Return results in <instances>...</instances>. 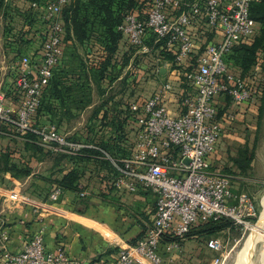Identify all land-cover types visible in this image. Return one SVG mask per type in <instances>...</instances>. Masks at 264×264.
I'll return each mask as SVG.
<instances>
[{"label": "built area", "instance_id": "2783aa9c", "mask_svg": "<svg viewBox=\"0 0 264 264\" xmlns=\"http://www.w3.org/2000/svg\"><path fill=\"white\" fill-rule=\"evenodd\" d=\"M71 1L30 3L43 20L44 39L34 61L25 54L15 61L11 89L18 96L16 107L5 102L6 93L0 88V135L33 132L34 142L53 151L76 154L87 144L58 132L54 124L33 125L53 68L63 57L65 29L61 14ZM255 1L259 0H153L145 18L127 13L118 25L122 39L130 46L145 52V41L151 36L154 44L170 55L166 59L170 64L190 67L189 74L184 75L188 74L191 86L179 96L181 110L177 115L168 112L160 91L129 104L136 123L133 147L118 159V173L112 182L128 191L149 188L154 193L153 219L134 244L120 247L104 264H137V258L150 264H179L175 254L194 225L220 216L246 224L255 216L253 200L245 191L232 188L231 176L214 165L211 157L222 128L217 97L226 95L237 103L258 101V78L244 77L227 60L235 46L249 44L259 32V24L250 16ZM196 26L205 33L218 32L219 40L207 42L199 51L201 46L193 33ZM3 63L0 58V78L8 69ZM165 87L170 85L165 83ZM58 191L56 188L53 194ZM164 234L175 239L161 245ZM1 237H7L6 231ZM206 246L214 251L209 264H224L220 238L209 237ZM68 262L62 248L45 250L40 231L18 251L2 253V264Z\"/></svg>", "mask_w": 264, "mask_h": 264}, {"label": "crops", "instance_id": "0c3cea01", "mask_svg": "<svg viewBox=\"0 0 264 264\" xmlns=\"http://www.w3.org/2000/svg\"><path fill=\"white\" fill-rule=\"evenodd\" d=\"M2 1L4 4L7 1L23 7L27 5V0ZM8 10L3 11L7 13ZM193 33L201 46L199 51L203 49L202 45L220 38L218 32L205 33L201 26L194 27ZM70 35L66 44L77 47L71 32ZM148 38L147 52L141 53L144 55L132 54L136 58H144L140 63L134 64L136 60L130 59L121 66L127 47L118 46L114 56L118 74L112 79L100 78L98 81L89 78L90 95L83 106L77 108L74 103L60 105L54 101L53 119L47 117L48 113L38 115L36 112L34 115L35 127L54 124L58 132L70 139L83 141L87 147L100 149L103 156L70 157L74 154L53 151L38 143L35 144L40 146V150L33 152L27 147L26 134L0 135V156L6 154L9 162L30 168L28 174L20 177L9 170H0V264L4 250L18 251L36 231L42 232L45 250L62 248L66 252L67 264H104L117 254L120 247L134 244L152 221L154 193L149 188L128 191L112 182L118 173V159L128 155L133 147L136 123L129 104L160 91L168 112L177 115L181 110L179 96L190 88L191 82L182 78L187 65L170 64L165 59L158 65L155 63L152 51L158 50L153 49L156 44ZM14 39V36L9 37V40ZM4 44L8 48L7 42ZM86 51L89 53V47ZM85 58L82 57V61L88 70ZM12 79L0 78V88L6 93L5 102L16 107L18 96L11 89ZM143 81L146 84L140 88ZM165 83L170 87L166 88ZM216 101L222 128L234 114L246 116L253 113L258 102L237 103L226 95H219ZM101 143L117 148L119 156L113 157L100 146ZM245 144L248 142L239 144L238 148ZM211 157L214 165L219 167L222 164L216 148ZM31 159L36 160L34 165ZM71 169L78 172L75 189L56 181ZM56 188L59 191L54 195ZM3 230L7 233L5 239L1 237ZM175 256L179 261L178 253ZM188 256H193V253L188 251ZM137 264L150 263L137 258Z\"/></svg>", "mask_w": 264, "mask_h": 264}, {"label": "rangeland", "instance_id": "374dc122", "mask_svg": "<svg viewBox=\"0 0 264 264\" xmlns=\"http://www.w3.org/2000/svg\"><path fill=\"white\" fill-rule=\"evenodd\" d=\"M21 1L22 0H20V2ZM41 1L43 3L46 0H40V2ZM26 2L27 5L24 7L13 3L10 4L7 1H5V4L4 2L1 3L2 6H0V58H3V64L8 67L5 78H13L16 68L15 61H17L19 56L24 54L29 55L32 61H34L33 59L37 56V52L41 48L44 39L42 34L44 30L43 20L38 16V10L36 11L30 5L31 2L37 1L27 0ZM152 2L153 0H136V6L125 11L124 16L127 13L132 12L138 14L140 18H145ZM5 9H9L7 13L6 11H3ZM257 35L251 39L249 44L240 45H251ZM10 36H14L17 40H21L23 45L20 46V50L17 48L16 51H12V49L10 50L5 47L4 43L11 41L9 40ZM148 40L153 41V37H149ZM119 45L125 48L127 47V51L122 55V61L133 59L136 60L134 62V64H136L144 59L134 57L132 54L144 55L141 54L143 51H140L139 48L130 46L124 39L119 41ZM93 46L90 45L88 47L92 49L93 55H99L96 60H98L99 57L104 60L106 54L102 53L103 50L99 48V45H97V48H94ZM76 49L78 55H80L81 58H85L87 55L86 49L80 45H78ZM153 49L158 50L157 52L152 51V57L158 65L166 58L162 55L166 52L164 53L163 50L158 49V45H154ZM94 52L96 53L94 54ZM129 52H131V54H129ZM233 54L234 52L230 53L228 56V62L232 66H238L234 61ZM162 56L165 58L163 57L162 59ZM90 57L85 58L87 63L92 62L93 57L89 60ZM113 58L114 57L112 56L111 59L113 60ZM257 58L261 63H258L257 61L256 64H253L252 67L243 74L246 78H258L257 87L259 88L260 93L257 99L258 102L256 101L257 109L253 110V113H249L246 116L232 115L229 119V123L223 126L216 145L217 152L220 153V160L222 161V164L219 167L231 176L232 188L236 192L245 191L250 196L255 205L256 214L249 221L250 223H234L231 226L216 231L210 235L194 234L192 236H186L181 242L180 250L176 252V254L178 253L179 257H181L178 261L179 264H184L185 260L186 264H209L214 251L206 246V240L212 236L219 237L223 243L222 252L225 255L224 264H264V220H260L261 214L264 212V111L261 116L258 113V107L262 101L264 93V75L261 67L262 56L257 54ZM189 71L190 67H186L185 72L189 74ZM188 74L184 75L182 78H189L187 76ZM144 82L145 81L141 83L142 85L139 86L140 88L146 84ZM232 112L236 111L232 110ZM243 142H248V144L245 145H247V154L250 156L245 171L238 169L231 160V157L237 153L238 145ZM34 163H36V160H32L33 165ZM197 226L198 225H194L191 229L196 228ZM255 232L257 233V237L261 239H255L256 241L251 244L249 248L250 251L245 258L242 256V252L249 239L253 235H256ZM184 241L185 244L183 245ZM188 251L189 253L192 252L193 256H188ZM184 253L185 255H183ZM192 258L193 260H191ZM166 263L167 262H164L163 264Z\"/></svg>", "mask_w": 264, "mask_h": 264}, {"label": "trees", "instance_id": "16d2710c", "mask_svg": "<svg viewBox=\"0 0 264 264\" xmlns=\"http://www.w3.org/2000/svg\"><path fill=\"white\" fill-rule=\"evenodd\" d=\"M40 2V0H35ZM192 1V0H185ZM3 3L0 0V6ZM136 6V0H72L62 10V19L64 21V52L63 57L56 67L53 68L52 75L49 78L43 94L40 99V104L37 109L38 115L48 113L49 119H53L54 115L51 114L54 106V101L60 105L67 103H74L75 107L83 106L89 99L90 85L89 78L98 81L100 78L112 79L118 74L119 69L115 67L114 56L119 46V41L122 39L121 32L118 30V25L121 24L124 13L130 8ZM250 16L259 24V34L251 45H238L235 46L231 53L234 52L233 57L237 69L243 75L247 72L253 64L259 59L257 54L262 56V72L264 75V0L255 1L250 6ZM70 32L75 41L80 46L88 48V44L94 42L92 46L103 50L102 53L106 54L105 59L98 58L97 54L93 55L92 49L87 53V58L93 57L91 63H88V70L85 69L82 58L77 53V47L74 44H66L70 38ZM21 36V35H20ZM148 41H145L147 44ZM23 43L21 40H11L7 42L8 48L16 51L17 48L21 49ZM96 52H94L95 54ZM165 53V52H164ZM165 59H170L169 54H162ZM230 55V54H229ZM228 55V56H229ZM101 56V55H100ZM114 57L113 60L111 57ZM227 56V60H228ZM89 60H91V58ZM260 57V56H259ZM229 61V60H228ZM126 61H122L121 66H124ZM261 63V61H260ZM99 64V65H98ZM71 114V110H68ZM264 111V93L262 101L258 107V113ZM72 115V114H71ZM27 147L35 150H40V146L34 142V133H26ZM100 146L112 154L113 157L119 156L118 149L112 145L101 143ZM247 145L241 146L237 149L236 155L232 156L231 160L236 167L245 171L248 166L250 156L247 154ZM94 155H104V153L95 147H84L79 153L70 155V157L88 158ZM0 170H9L15 176H23L29 173L30 168L27 165H18L15 162H9L6 154L0 156ZM76 170L71 169L62 178L56 179L58 183L70 188H77ZM78 173V172H77ZM253 218V217H252ZM234 224L233 220L227 216H220L218 218H210L206 221L198 223L196 228L190 229L186 236L194 234H212L216 231L224 229ZM192 228V227H191ZM184 237V238H185ZM175 239L174 236L164 234L161 237V245L169 240ZM163 253L164 251L160 249Z\"/></svg>", "mask_w": 264, "mask_h": 264}, {"label": "bare ground", "instance_id": "6f19581e", "mask_svg": "<svg viewBox=\"0 0 264 264\" xmlns=\"http://www.w3.org/2000/svg\"><path fill=\"white\" fill-rule=\"evenodd\" d=\"M260 220H264V212L261 214V217H260ZM258 230H259V228H258ZM262 230V229H261ZM263 231V230H262ZM264 232V231H263ZM256 233V232H255ZM260 234V233H259ZM262 236V235H261ZM255 239H261V238H259V237H257V233H256V235H253L250 239H249V241H248V243H247V245H246V247H245V249H244V251L242 252V256L243 257H245L246 258V256L248 255V252L250 251V246H251V244L252 243H254L256 240ZM260 241V240H259ZM240 258V257H239Z\"/></svg>", "mask_w": 264, "mask_h": 264}]
</instances>
